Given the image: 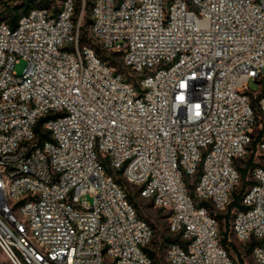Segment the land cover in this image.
<instances>
[{
    "label": "built area",
    "instance_id": "2783aa9c",
    "mask_svg": "<svg viewBox=\"0 0 264 264\" xmlns=\"http://www.w3.org/2000/svg\"><path fill=\"white\" fill-rule=\"evenodd\" d=\"M85 8L0 21V251L10 264H155V230L121 177L181 234L169 264H237L218 214L254 153L229 227L264 264V0H90L107 57L81 41Z\"/></svg>",
    "mask_w": 264,
    "mask_h": 264
},
{
    "label": "rangeland",
    "instance_id": "374dc122",
    "mask_svg": "<svg viewBox=\"0 0 264 264\" xmlns=\"http://www.w3.org/2000/svg\"><path fill=\"white\" fill-rule=\"evenodd\" d=\"M86 1V8L83 13L84 18L82 20V26L85 30V40L82 41V43H86L96 50L102 51L98 43H95L92 41V37L90 34V22H88L86 19L90 18V0ZM62 0H51L50 7L58 9L61 6ZM83 0H77V5H82ZM81 10L78 14H80ZM114 61L116 66L121 69L122 64L119 59V57L114 56ZM27 66V62L25 59H20L16 63V71L19 74H22L24 71V68ZM260 82L257 81H250V88L259 91L261 89ZM125 185H127V188L132 192L133 194V200L132 202L137 208V212L139 216L147 220L154 228L155 235L154 238L150 244V249L155 252L154 256V262L155 264H169L166 257V249L168 246V242L164 239L167 236L174 237L177 235L176 233H173L169 229V216L168 212L163 210L162 208L156 206L151 200L142 198L138 194L137 186L134 184L127 183L123 178L120 177ZM248 179V178H247ZM192 186V185H191ZM242 187V182L237 186L236 191L239 192ZM89 201H92L91 197H88ZM223 227L225 226V220H222ZM229 240L234 243L239 248V254L232 251V256L236 260L237 264H256L253 260L250 251L247 250L248 245H244L242 242H240L232 233L229 235ZM0 260L4 264H10L8 259L5 257V255L0 251Z\"/></svg>",
    "mask_w": 264,
    "mask_h": 264
},
{
    "label": "trees",
    "instance_id": "16d2710c",
    "mask_svg": "<svg viewBox=\"0 0 264 264\" xmlns=\"http://www.w3.org/2000/svg\"><path fill=\"white\" fill-rule=\"evenodd\" d=\"M50 3H51V0H0V21H5L9 25L14 27L17 25L19 18L23 14H26L27 12H29L30 9H32L35 6L50 7ZM89 4H90V2H89ZM77 11H79V5H77ZM89 11H90V8H89ZM86 20L88 22H90V24H91V18H87ZM80 38H81V41H84L86 38L85 37V30H84L83 26L81 27ZM97 51L100 54H102L104 57L106 56L103 51H100V50H97ZM44 120H45V118L42 119L41 122H43ZM263 130H264V127H263ZM263 130H261V133H263ZM253 156H254V153H252L251 156L249 157V159L245 162V166L240 167L241 176H242L241 190L239 192H237L236 190L234 191L233 201L229 205L227 212L224 214H218L219 218L221 219L222 241H223L224 245L228 248L231 255H232V251L236 252L237 254H239L240 252H239V248L229 240V235H230L229 218H230L231 210L234 207H242V205H241L242 195H243L244 191L246 190L247 186L251 182L247 178H248L249 168L252 165ZM118 180L124 184L122 179L118 178ZM125 187L128 191V196H129L130 200L132 201L134 198L133 194L127 188V185H125ZM168 216H169V214H168ZM222 220H225V226L224 227H223ZM180 237H181V234L179 233V234L175 235L174 237L167 236L164 239L169 244L173 241H179ZM251 247H252V243L248 245L247 250L250 251ZM147 250H148L149 254L154 258L155 252L153 250H151L150 248H148Z\"/></svg>",
    "mask_w": 264,
    "mask_h": 264
}]
</instances>
